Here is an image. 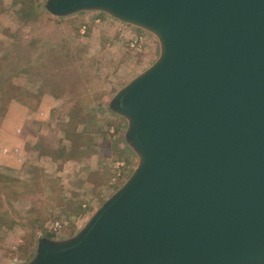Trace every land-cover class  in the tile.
<instances>
[{
  "label": "water",
  "instance_id": "water-1",
  "mask_svg": "<svg viewBox=\"0 0 264 264\" xmlns=\"http://www.w3.org/2000/svg\"><path fill=\"white\" fill-rule=\"evenodd\" d=\"M151 33L158 58L116 92L138 158L74 236L28 264H264V0H46Z\"/></svg>",
  "mask_w": 264,
  "mask_h": 264
},
{
  "label": "rangeland",
  "instance_id": "rangeland-1",
  "mask_svg": "<svg viewBox=\"0 0 264 264\" xmlns=\"http://www.w3.org/2000/svg\"><path fill=\"white\" fill-rule=\"evenodd\" d=\"M45 2L0 0V264L74 236L131 177L138 158L108 103L158 58L147 31L103 12L54 17Z\"/></svg>",
  "mask_w": 264,
  "mask_h": 264
},
{
  "label": "built area",
  "instance_id": "built-area-1",
  "mask_svg": "<svg viewBox=\"0 0 264 264\" xmlns=\"http://www.w3.org/2000/svg\"><path fill=\"white\" fill-rule=\"evenodd\" d=\"M85 30V26L82 28L81 33H83ZM141 42H142V38L139 36H134L130 42H129V46L130 48L133 49H140L141 47ZM58 226V223H56V227Z\"/></svg>",
  "mask_w": 264,
  "mask_h": 264
},
{
  "label": "trees",
  "instance_id": "trees-1",
  "mask_svg": "<svg viewBox=\"0 0 264 264\" xmlns=\"http://www.w3.org/2000/svg\"><path fill=\"white\" fill-rule=\"evenodd\" d=\"M39 9V6L38 5H35V4H30L26 10V13L28 14V19L31 18V19H35L34 17L36 16V11ZM0 85H2L1 83V79H0ZM50 237H53L51 234L49 235Z\"/></svg>",
  "mask_w": 264,
  "mask_h": 264
},
{
  "label": "crops",
  "instance_id": "crops-1",
  "mask_svg": "<svg viewBox=\"0 0 264 264\" xmlns=\"http://www.w3.org/2000/svg\"><path fill=\"white\" fill-rule=\"evenodd\" d=\"M118 23H119V25H121V24H120L121 22H118ZM25 114H26V113H24V115H25Z\"/></svg>",
  "mask_w": 264,
  "mask_h": 264
}]
</instances>
